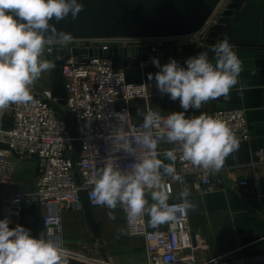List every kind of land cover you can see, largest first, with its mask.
<instances>
[{"label": "clouds", "instance_id": "9594fccd", "mask_svg": "<svg viewBox=\"0 0 264 264\" xmlns=\"http://www.w3.org/2000/svg\"><path fill=\"white\" fill-rule=\"evenodd\" d=\"M83 10L80 0H0V110L33 100L31 86L54 67L44 58L46 43L51 38L70 42L71 33L58 30L57 24L70 15L78 18ZM209 52L214 55L210 57ZM151 60L158 71L148 73V80H154L156 89L172 101L179 100L182 111L163 116L157 110L138 109L140 131L128 128L126 111L115 113L126 127L115 129L116 136L111 134L109 139L119 144L118 150L134 156L135 162L122 170L108 158L89 183L93 202L109 209L110 220L116 219L115 210L120 207L129 226L147 216L149 226L159 228L196 207L187 187L180 191L179 203H169L170 188L164 178L185 183L177 173V160L219 171L238 149L239 140L225 122L208 114L188 113L210 100L229 99L244 69L227 37L183 63L176 58L163 64L157 57ZM161 143L178 145L179 155L175 147L161 151ZM10 223L7 217L0 219V264H67L62 239L44 233L36 236L20 224L10 228Z\"/></svg>", "mask_w": 264, "mask_h": 264}, {"label": "built area", "instance_id": "2783aa9c", "mask_svg": "<svg viewBox=\"0 0 264 264\" xmlns=\"http://www.w3.org/2000/svg\"><path fill=\"white\" fill-rule=\"evenodd\" d=\"M221 7H218L214 15L219 13ZM214 22L215 19L211 21ZM207 28L205 27L200 34H205ZM183 38L72 39L68 43L62 40H49L45 45L44 58L54 61L53 54L56 50H66L60 66L67 90L64 110L75 126L76 136L73 135L67 121L52 105L51 102L57 99L53 97L52 89H43L41 75L31 86L33 96L31 102L9 106L12 115L11 126L5 128L0 121V219L9 218L10 228L17 224L21 225L24 207L36 205L39 201L43 210L45 234L61 239L63 230L61 211L80 208L82 191L85 192L91 207H101L93 202L91 195L92 185L89 181L95 172L108 158L122 170L128 169L135 162L134 156L122 149L118 150L119 144L115 145L109 139L111 134L113 137L116 136L115 129L126 127L115 113L126 111L129 114L128 128L140 131L142 123L133 121L130 102L162 93L156 89L154 80L129 82L124 69L117 65L115 58L94 55L90 51L95 49L108 51L112 47L153 43L155 40H161L160 43L189 42ZM193 42L199 44V37ZM83 50L87 52L83 53ZM4 110H0L1 120ZM211 116L226 123L238 138L239 146L250 139L245 109L216 110ZM75 140L78 141L76 165L81 179L80 185L76 181L71 161ZM174 147L179 155V146ZM14 157L37 160L40 165L37 191L15 189L13 186L10 188L17 168ZM176 169L183 180L194 179V188L197 191H214L222 185L221 180H211L216 171L204 170L179 159L176 162ZM172 180L171 177L164 178V182L170 188L169 203H172L170 201L174 192ZM239 184L247 188L251 185L247 179L240 181ZM6 188L10 190L1 191ZM50 206L53 209L52 213L49 212ZM127 231L131 236H141L145 239L150 264H178L181 252L193 249L187 212L181 213L175 221L167 223L164 230H150L143 217L133 226L127 224ZM67 258H71L73 264H111L95 257L93 248L88 245H82L79 251L68 250Z\"/></svg>", "mask_w": 264, "mask_h": 264}, {"label": "crops", "instance_id": "0c3cea01", "mask_svg": "<svg viewBox=\"0 0 264 264\" xmlns=\"http://www.w3.org/2000/svg\"><path fill=\"white\" fill-rule=\"evenodd\" d=\"M225 37L232 43L243 63L240 84L230 91L229 99L225 100L222 96L210 100L188 115H212L216 110L243 108L251 137L226 158L224 166L211 178L213 181H222L221 187L216 190L197 191L193 178H186L184 184L172 180L174 192L170 202L179 203V193L187 187L191 193L189 200L196 206L194 210L187 211L193 249L182 251L178 264H213V261L215 264H264V0H242L216 44ZM212 46L197 43L195 55L209 51ZM213 55L209 52L210 57ZM188 57L171 58L183 63ZM159 59L163 64L169 58ZM116 61L132 83L148 80V73L158 71L151 59L142 60L140 66L134 65L139 60ZM130 106L133 121L138 123H142V118L137 115L138 109L157 110L163 116L182 111L179 100L172 101L165 94L134 99ZM11 117V108L7 107L2 120L0 118L5 128L11 126ZM173 147L167 143L159 145L161 151ZM32 161L36 173L38 162L35 159ZM244 179L251 183L249 188L240 186V181ZM22 180L14 179L10 188L29 190L34 185V178L30 183L26 178ZM10 188L1 191L6 192ZM146 198L151 203L150 194H146ZM86 206L82 200L80 208L61 211V239L66 249L79 251L82 245H88L93 248L95 257L111 264H150L145 239L129 235L126 217L120 207L115 210L116 219L110 220L106 207L88 206L94 219L93 227ZM145 219L150 230L159 231L167 227L166 223L159 228H152L147 216ZM21 225L38 236L36 205L24 207ZM96 232L101 240L97 238ZM73 263L71 258H67V264Z\"/></svg>", "mask_w": 264, "mask_h": 264}, {"label": "water", "instance_id": "95a60500", "mask_svg": "<svg viewBox=\"0 0 264 264\" xmlns=\"http://www.w3.org/2000/svg\"><path fill=\"white\" fill-rule=\"evenodd\" d=\"M224 0H80L84 10L78 18L71 15L57 24L58 30L71 33L72 39H168L186 37L200 32L208 25L220 4ZM242 0H226L222 9L215 17L205 34H200L199 44L214 45L226 28L235 10ZM52 23H55L53 20ZM51 36V34H46ZM50 40H60L51 38ZM232 44V43H231ZM238 45V44H236ZM86 53V50L82 51ZM197 52V42L184 43H140L125 47H112L108 51L102 49L91 50L94 55L109 56L115 59L139 60L134 65L140 66L142 60L157 58H171L193 56ZM66 50H56L54 56V73L52 78V105L67 121L74 136L75 126L64 110L67 90L61 73V64ZM78 141L73 144L71 161L77 183L81 184L77 169ZM37 165L34 185L30 192L37 191ZM82 200L86 203L88 217L93 225L94 219L88 206L90 204L84 191ZM36 220L38 236L45 234L43 226V210L39 201L36 203ZM99 240L100 235L96 232ZM102 244L101 241H99Z\"/></svg>", "mask_w": 264, "mask_h": 264}, {"label": "rangeland", "instance_id": "374dc122", "mask_svg": "<svg viewBox=\"0 0 264 264\" xmlns=\"http://www.w3.org/2000/svg\"><path fill=\"white\" fill-rule=\"evenodd\" d=\"M225 1L226 0H224L221 3V5L219 6V8L221 6H223V4L225 3ZM217 13H218V11H217ZM215 16L216 15H214L211 18V20L209 21L210 23H208L209 25L211 24V21L215 19ZM206 28H207V25H206ZM199 35L200 34H194V35L186 36L183 39L192 42V41L196 40V38H198ZM178 40L180 41L182 39H177V41ZM160 41L161 40H155V41H152V42L153 43H160ZM47 60L51 61L54 64V61L52 59L48 58ZM53 72H54V67L44 73V77L42 78V87H43V89H52ZM46 76L48 78H46ZM14 159H15V161L17 163V168H16V172L14 174V179L15 180H17V179H20V180L23 179L24 180L26 178L28 180L27 181L28 183L32 182V179L34 178V173H35V165L33 164L32 159H28V158L20 159L18 157H14ZM20 160H21V162H20Z\"/></svg>", "mask_w": 264, "mask_h": 264}, {"label": "trees", "instance_id": "16d2710c", "mask_svg": "<svg viewBox=\"0 0 264 264\" xmlns=\"http://www.w3.org/2000/svg\"><path fill=\"white\" fill-rule=\"evenodd\" d=\"M116 60V59H115ZM117 62V61H116ZM117 65H118V63H117ZM119 66V65H118Z\"/></svg>", "mask_w": 264, "mask_h": 264}]
</instances>
